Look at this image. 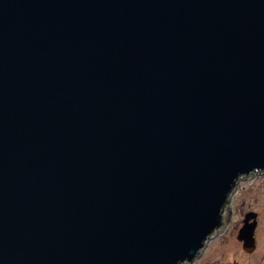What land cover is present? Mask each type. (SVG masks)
I'll use <instances>...</instances> for the list:
<instances>
[{
	"label": "water",
	"instance_id": "1",
	"mask_svg": "<svg viewBox=\"0 0 264 264\" xmlns=\"http://www.w3.org/2000/svg\"><path fill=\"white\" fill-rule=\"evenodd\" d=\"M262 171L264 0H0V264L189 262Z\"/></svg>",
	"mask_w": 264,
	"mask_h": 264
},
{
	"label": "rangeland",
	"instance_id": "2",
	"mask_svg": "<svg viewBox=\"0 0 264 264\" xmlns=\"http://www.w3.org/2000/svg\"><path fill=\"white\" fill-rule=\"evenodd\" d=\"M224 209L230 210L226 214L228 225L210 238L204 249L209 246H216L217 250L223 249V261L238 260L241 264H264V171L252 172L239 178ZM250 211L256 213L257 228H254L253 233L255 249L247 254L237 242L236 234L243 224L245 213Z\"/></svg>",
	"mask_w": 264,
	"mask_h": 264
},
{
	"label": "flooded vegetation",
	"instance_id": "3",
	"mask_svg": "<svg viewBox=\"0 0 264 264\" xmlns=\"http://www.w3.org/2000/svg\"><path fill=\"white\" fill-rule=\"evenodd\" d=\"M226 218L227 217H225V219ZM243 219H242V223H243ZM227 225H228V222L226 220L225 221V226H227ZM256 228H257V221H256L255 229ZM217 232H219V231H217ZM214 235H212L210 238H212ZM236 238H237V234H236ZM237 242L240 244V246H242V241H240V240L237 239ZM204 247H206V246H204ZM204 247L201 250L200 254L198 256H196L193 260H191L189 262L188 261L187 262H184L182 264H241V262L238 261V260H233L231 262L230 261H227V260L226 261H223L222 258H221L224 255V250L223 249L217 250V247L216 246H214L213 248L211 246H209L206 249H204ZM241 248H242L243 252H245L247 254L252 253L254 251V249H255L254 248L253 251H247V250H245L243 248V246Z\"/></svg>",
	"mask_w": 264,
	"mask_h": 264
}]
</instances>
